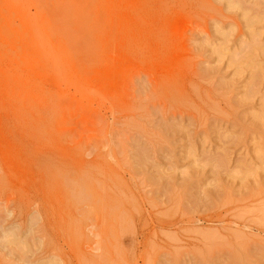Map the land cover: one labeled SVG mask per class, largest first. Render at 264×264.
Instances as JSON below:
<instances>
[{"label":"rangeland","instance_id":"rangeland-1","mask_svg":"<svg viewBox=\"0 0 264 264\" xmlns=\"http://www.w3.org/2000/svg\"><path fill=\"white\" fill-rule=\"evenodd\" d=\"M0 264H264V0H0Z\"/></svg>","mask_w":264,"mask_h":264}]
</instances>
